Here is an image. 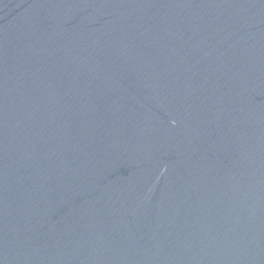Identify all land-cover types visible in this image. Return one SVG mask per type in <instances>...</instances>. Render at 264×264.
<instances>
[{
	"label": "water",
	"instance_id": "obj_1",
	"mask_svg": "<svg viewBox=\"0 0 264 264\" xmlns=\"http://www.w3.org/2000/svg\"><path fill=\"white\" fill-rule=\"evenodd\" d=\"M0 264H264V0H0Z\"/></svg>",
	"mask_w": 264,
	"mask_h": 264
}]
</instances>
